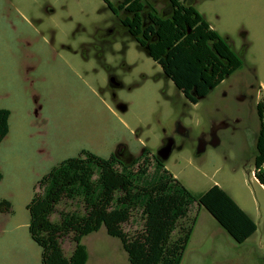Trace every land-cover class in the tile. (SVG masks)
<instances>
[{
	"label": "rangeland",
	"instance_id": "rangeland-1",
	"mask_svg": "<svg viewBox=\"0 0 264 264\" xmlns=\"http://www.w3.org/2000/svg\"><path fill=\"white\" fill-rule=\"evenodd\" d=\"M194 4L243 59L242 68L197 104L103 0H0V106L11 111L10 133L0 144V199L12 204L0 224V264H42L41 247L15 241L13 231L29 235L27 205L54 166L83 149L105 158L120 148L127 158L145 148L156 154L168 137L175 145L164 163L182 184L195 193L219 185L258 225L238 243L195 204L181 264H264V188L254 176L258 103L264 101V0ZM155 5L164 17L168 0ZM113 77L119 86L111 84ZM178 123L187 135L177 132ZM214 123L218 145L211 143ZM202 138L207 146L198 154ZM77 208L75 201L62 202L52 219ZM142 228L141 220L124 224L130 234ZM82 242L87 264H131L104 225ZM74 246L71 237L64 239L67 256Z\"/></svg>",
	"mask_w": 264,
	"mask_h": 264
},
{
	"label": "trees",
	"instance_id": "trees-1",
	"mask_svg": "<svg viewBox=\"0 0 264 264\" xmlns=\"http://www.w3.org/2000/svg\"><path fill=\"white\" fill-rule=\"evenodd\" d=\"M103 1L193 104L243 66L229 40L211 27L190 0H168L164 17L156 0ZM258 114L254 176L264 187V101L258 103ZM10 116L9 109L0 108V144L9 133ZM67 201H75L78 208L61 210L53 220L58 205ZM195 204L207 209L238 243L258 229L219 185L201 193L191 191L148 148L127 160L83 149L38 181L27 205L29 231L42 249V264H87L83 238L103 225L110 236L121 240L131 264H181L194 230L190 213ZM0 212H12L9 200L0 199ZM132 219L143 222L135 234L124 229ZM67 237L75 243L70 256L63 247Z\"/></svg>",
	"mask_w": 264,
	"mask_h": 264
},
{
	"label": "water",
	"instance_id": "water-1",
	"mask_svg": "<svg viewBox=\"0 0 264 264\" xmlns=\"http://www.w3.org/2000/svg\"><path fill=\"white\" fill-rule=\"evenodd\" d=\"M111 84L114 85V86H119L120 85V83L114 77L111 78ZM177 131L181 135H185V134L188 133L187 128L183 124H181V123H178ZM212 137H213V139H212L211 143L213 145H218L219 138L216 135V129H212ZM174 144H175L174 139L173 138H169L168 141L165 143V145H163L158 150L157 156L163 162L166 161L170 157V155L172 153V150L174 148ZM206 146H207L206 140L204 138L200 139L199 140V143H198V147H197V153L200 154V153L204 152L205 149H206Z\"/></svg>",
	"mask_w": 264,
	"mask_h": 264
},
{
	"label": "crops",
	"instance_id": "crops-1",
	"mask_svg": "<svg viewBox=\"0 0 264 264\" xmlns=\"http://www.w3.org/2000/svg\"><path fill=\"white\" fill-rule=\"evenodd\" d=\"M192 3H193V5L196 7V5L194 4V1L195 0H190ZM197 8V7H196ZM198 9V8H197ZM211 25V24H210ZM211 27L213 28V26L211 25ZM221 34V33H220ZM222 35V34H221ZM260 87H261V89H262V91L264 92V85H262L261 83H260ZM0 108H2L1 106H0ZM9 125H10V123H9ZM9 133H10V130H9ZM9 133H8V135H9ZM7 135V136H8ZM7 136L4 138V140L7 138ZM3 140V141H4ZM257 180V179H256ZM262 186V185H261ZM263 187V186H262ZM264 188V187H263ZM248 213V212H247ZM6 214H8V213H1L0 212V224L2 223V224H4L3 222H4V220H5V218H6ZM249 214V213H248ZM250 215V214H249ZM255 221V220H254ZM5 230V228L4 227H1V225H0V232L1 233H3V231ZM13 234H14V238H15V241H18L19 243H20V241H24L25 243H27L31 248H32V246H31V244H30V240H33L32 238H31V235H30V231H29V235H28V233L26 232V231H18V228H16L15 229V231H13ZM250 238V237H249ZM248 238V239H249ZM89 260V259H88ZM24 263H26V261L24 260Z\"/></svg>",
	"mask_w": 264,
	"mask_h": 264
},
{
	"label": "flooded vegetation",
	"instance_id": "flooded-vegetation-1",
	"mask_svg": "<svg viewBox=\"0 0 264 264\" xmlns=\"http://www.w3.org/2000/svg\"><path fill=\"white\" fill-rule=\"evenodd\" d=\"M251 88H253V86H251ZM218 127H219V125L214 123L212 129H216V133H217V131H218ZM212 129H211V138H212ZM177 132H178V131H177ZM179 134H180V133H179ZM187 134H188V133H187ZM187 134H185V135H187ZM169 138H171V137H168V138L165 139L163 145H165V143L168 141ZM204 139L206 140V138H204ZM211 140H212V139H211ZM206 143H207V140H206ZM163 145H162V146H163ZM174 145H175V144H174ZM162 146H161V147H162ZM152 153H153V152H152ZM116 154L119 155L120 157H122V159H124V160H127V159H128V158H127V150H126L125 148H120V149L117 151ZM153 154H155V153H153ZM155 155H157V153H156Z\"/></svg>",
	"mask_w": 264,
	"mask_h": 264
}]
</instances>
